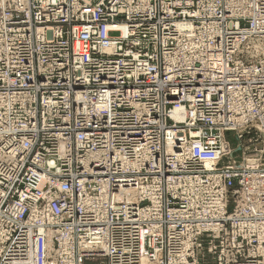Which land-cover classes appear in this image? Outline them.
Listing matches in <instances>:
<instances>
[{
	"label": "built area",
	"instance_id": "built-area-1",
	"mask_svg": "<svg viewBox=\"0 0 264 264\" xmlns=\"http://www.w3.org/2000/svg\"><path fill=\"white\" fill-rule=\"evenodd\" d=\"M97 260L264 264V0H0V264Z\"/></svg>",
	"mask_w": 264,
	"mask_h": 264
},
{
	"label": "rangeland",
	"instance_id": "rangeland-1",
	"mask_svg": "<svg viewBox=\"0 0 264 264\" xmlns=\"http://www.w3.org/2000/svg\"><path fill=\"white\" fill-rule=\"evenodd\" d=\"M227 138L230 140V142L233 144V145H236V140H235V137H234V133L233 132H228L227 133ZM88 264H102V262L100 260H97V261H93V262H89Z\"/></svg>",
	"mask_w": 264,
	"mask_h": 264
},
{
	"label": "bare ground",
	"instance_id": "bare-ground-1",
	"mask_svg": "<svg viewBox=\"0 0 264 264\" xmlns=\"http://www.w3.org/2000/svg\"><path fill=\"white\" fill-rule=\"evenodd\" d=\"M175 115H178V114H175Z\"/></svg>",
	"mask_w": 264,
	"mask_h": 264
}]
</instances>
